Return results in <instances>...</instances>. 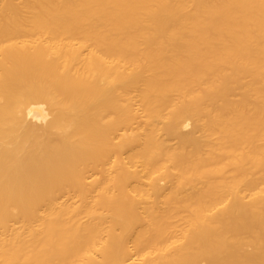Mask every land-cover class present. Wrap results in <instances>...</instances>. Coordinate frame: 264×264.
Returning <instances> with one entry per match:
<instances>
[{"label": "bare ground", "instance_id": "1", "mask_svg": "<svg viewBox=\"0 0 264 264\" xmlns=\"http://www.w3.org/2000/svg\"><path fill=\"white\" fill-rule=\"evenodd\" d=\"M0 264H264V0H0Z\"/></svg>", "mask_w": 264, "mask_h": 264}]
</instances>
